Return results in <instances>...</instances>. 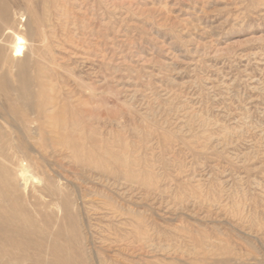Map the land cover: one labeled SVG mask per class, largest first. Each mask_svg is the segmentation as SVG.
<instances>
[{
  "label": "rangeland",
  "instance_id": "1",
  "mask_svg": "<svg viewBox=\"0 0 264 264\" xmlns=\"http://www.w3.org/2000/svg\"><path fill=\"white\" fill-rule=\"evenodd\" d=\"M0 5V128L69 248L33 262L264 264V0ZM8 99L57 121L19 130Z\"/></svg>",
  "mask_w": 264,
  "mask_h": 264
},
{
  "label": "bare ground",
  "instance_id": "2",
  "mask_svg": "<svg viewBox=\"0 0 264 264\" xmlns=\"http://www.w3.org/2000/svg\"><path fill=\"white\" fill-rule=\"evenodd\" d=\"M7 15H9L8 9L4 5H0V16L6 17ZM10 32L14 33L11 27L5 26V28L2 29V31L0 32V43L3 41L6 42V40L3 38V35ZM1 48L2 46H0V49ZM22 48L23 45L21 44V42L15 41L13 43L12 57L15 58L20 53L24 55V51ZM0 70L2 69L0 68ZM8 73L5 72L4 73L5 76ZM28 74H26L27 77H29ZM19 77L22 79L25 76L20 75ZM23 80L25 79H22V81ZM4 82H8V81H4ZM29 85L31 84L29 83ZM28 94H31V92ZM27 99L25 101H27ZM4 105L6 107L4 109L3 114L7 116V118L6 117L4 118V121L9 123L10 120H12L13 122L16 123V126L19 128V130L20 129L24 130L22 128L25 127L30 128L36 123L39 124L41 117L45 115L51 117L53 122L56 123L57 121L55 116H53L54 114H52V111L55 109L54 104H51L52 110H50V112L45 113L43 108H38L34 116L31 115V112H28V108H26L21 112H18L14 107L15 104L13 103L12 105L9 99L6 100V104ZM53 122H51V124H55ZM38 127H39L38 128L39 131L41 132L43 128L42 124L40 123ZM1 129L2 127L0 128V264H28V261L34 264H41L42 262L39 263L35 261L33 262L34 260L33 257L36 256L43 257L45 254L58 256L59 253L68 255L69 248L67 246L61 245L58 242L59 237L62 235V230L58 225L57 220H54V217L51 218H48L47 216L43 217L40 211L32 208L33 205L29 204L28 202H23V198L25 197L24 195L27 192L28 182H31L30 187L32 191L38 190L37 187H40L41 186L40 184H43L45 182V178H43L44 174L41 172L36 161L31 159L25 153V149L20 144H18L16 140L9 138V135H11L12 132L8 130L6 131L4 130L6 132L4 133L1 131ZM34 179H36L37 181H35ZM19 191L23 195L22 198L17 194ZM18 201H21V203H16ZM29 249H32L35 252L29 253ZM55 263L56 262L54 261L50 262V264H55Z\"/></svg>",
  "mask_w": 264,
  "mask_h": 264
}]
</instances>
